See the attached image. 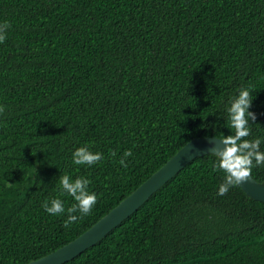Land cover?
Instances as JSON below:
<instances>
[{
  "label": "trees",
  "instance_id": "1",
  "mask_svg": "<svg viewBox=\"0 0 264 264\" xmlns=\"http://www.w3.org/2000/svg\"><path fill=\"white\" fill-rule=\"evenodd\" d=\"M0 264L75 239L186 142L228 136L252 91L249 140L264 151V0H0ZM81 146L103 161L75 165ZM117 155L111 157L109 152ZM126 150L127 168L117 161ZM194 158L99 242L62 264H264V203ZM91 181L90 215L44 211L59 177ZM251 177L264 181V165Z\"/></svg>",
  "mask_w": 264,
  "mask_h": 264
},
{
  "label": "clouds",
  "instance_id": "2",
  "mask_svg": "<svg viewBox=\"0 0 264 264\" xmlns=\"http://www.w3.org/2000/svg\"><path fill=\"white\" fill-rule=\"evenodd\" d=\"M11 24L7 21L0 23V43L6 39L7 29ZM253 100L252 91L248 88L239 90L238 95L231 99L227 108L229 127L234 133L220 138L215 137L222 147H215L210 153L216 157L213 170L224 173L223 182L219 185L217 195H226L232 187L241 185L251 178L252 168L264 165V151L260 150L261 139H247L251 135L249 121H255V113L249 111ZM5 106H0V114L4 113ZM111 157H115V151L109 152ZM131 150H126L119 158V163L123 168H127V158L132 156ZM100 152L93 153L88 146H81L72 153V163L75 165L92 166L104 160ZM90 180L84 177L73 179L68 174L59 177L61 195L66 193L71 196L75 203L65 209L64 201L59 198L45 200L41 207L44 211L53 216L66 214L67 219L63 221V227L70 228L72 224L82 220L91 214L97 203L95 192L89 191Z\"/></svg>",
  "mask_w": 264,
  "mask_h": 264
},
{
  "label": "water",
  "instance_id": "3",
  "mask_svg": "<svg viewBox=\"0 0 264 264\" xmlns=\"http://www.w3.org/2000/svg\"><path fill=\"white\" fill-rule=\"evenodd\" d=\"M214 138L200 137L186 142L161 167L86 231L55 251L26 264H62L99 242L190 161L197 157L212 155L210 153L215 147H222ZM238 187L248 198L264 203V181L258 183L251 177Z\"/></svg>",
  "mask_w": 264,
  "mask_h": 264
}]
</instances>
